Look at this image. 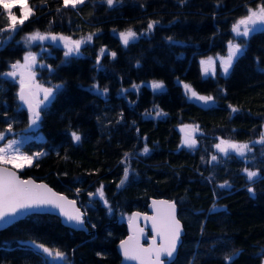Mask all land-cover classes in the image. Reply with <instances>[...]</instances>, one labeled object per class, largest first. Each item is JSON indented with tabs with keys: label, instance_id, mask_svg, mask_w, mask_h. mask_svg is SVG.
Here are the masks:
<instances>
[{
	"label": "trees",
	"instance_id": "trees-1",
	"mask_svg": "<svg viewBox=\"0 0 264 264\" xmlns=\"http://www.w3.org/2000/svg\"><path fill=\"white\" fill-rule=\"evenodd\" d=\"M29 4L34 14L0 48V73L29 50L38 51V45L24 46L29 33L73 39L95 33L79 56L65 58L52 46L51 54L41 57L46 66L39 69L38 81L63 87L41 111L44 139L22 146L28 154H47L20 172L76 200L89 233L64 226L55 215L30 214L0 230V264H67L50 262L31 242L63 252L69 264H120L117 246L128 229L119 217L128 220L134 211L145 212L150 198L161 197L176 203L185 229L173 264H226L225 257L235 252L240 255L234 264H264V179L249 182L243 172L249 168L264 176V145L254 143L264 130V73L257 70L264 68V32L248 38L227 76L204 77L200 65L201 58L227 52V42L238 39L232 24L247 8L264 6V0H187L184 5L122 0L112 7L106 0H85L76 9L63 7V0ZM149 21L159 24L146 34ZM7 24L0 7V29ZM129 28L145 34L125 47L115 33ZM8 35L0 33V38ZM104 47L116 57L107 52L97 64ZM155 80L165 90L133 88ZM180 81L212 96L215 104L188 99ZM93 85L108 91L98 94ZM19 89L0 77V132L7 133L9 120L14 135L29 128ZM187 124L198 127L195 148L182 145L180 127ZM72 131L81 135L80 142L71 139ZM221 139L251 144L252 151L245 157L218 155L215 145ZM126 167L128 179L118 188ZM225 181L230 188L219 187ZM101 185L111 213L99 197L88 195Z\"/></svg>",
	"mask_w": 264,
	"mask_h": 264
},
{
	"label": "snow or ice",
	"instance_id": "snow-or-ice-1",
	"mask_svg": "<svg viewBox=\"0 0 264 264\" xmlns=\"http://www.w3.org/2000/svg\"><path fill=\"white\" fill-rule=\"evenodd\" d=\"M122 0H106L109 7H112L116 3H121ZM181 5L187 3V0H178ZM85 3V0H63V7H71L76 9L78 5ZM18 6L20 10V17L13 13V7ZM0 7L3 8L4 12L7 14V27L0 29V33L8 32L9 35L6 38H0V48L4 47L8 42L14 39V35L20 31V27L23 26L25 21L33 15V9L29 6L28 0H0ZM59 11V9H58ZM159 24V21H149L145 33H151L155 27ZM264 32V6H258L257 9L247 8V14L239 19H237L231 26V33L234 38H241V43H236L234 40H229L227 42V55L218 56L216 58L208 57L205 60H201L200 64L202 66V71L205 75L212 71L215 75L216 62L219 60L220 67L225 76L230 73L233 64L236 60L243 55L246 47L248 38L256 33ZM141 33L140 35H144ZM95 33L89 34L86 37L80 39H72L70 36L57 35L52 33H41L40 31H35L27 34L23 37L24 43L26 45H31L36 42L43 44L45 41H50L53 44L57 42L63 45L65 58L72 56L81 55V46L84 44H90L93 40ZM120 41L125 47L129 45L130 42L137 40L138 34L131 28L119 33ZM169 43H178L174 41L172 37L166 38ZM105 48L100 49V53L97 57V64L100 62V57L105 55ZM111 57L115 59L116 53L111 52ZM37 64V54L29 51L24 56V63L21 64L19 61L12 63L10 65L11 71L0 73V77L5 80L12 78L15 80L17 75H19V85L20 89L18 92V99L27 105L29 113V128L36 126L41 118V111L47 107L46 102H50L54 98L56 92L63 87V85H55L53 87H44L35 80V73L32 69ZM139 66V62H137ZM43 67V65H42ZM261 73H264V68H257ZM151 88L153 91L161 90L164 88L162 82L153 81L151 83ZM93 89L101 95L107 93V89L102 91L99 89L98 85H93ZM133 88L138 89V85H133ZM184 89L186 94H190V98L202 101L204 104L212 102L214 98L212 96L199 95L191 85L184 84ZM43 93V98L40 99V94ZM43 106V107H42ZM5 111H7V106L5 104ZM233 112L237 109L233 108ZM157 116L162 115L161 112L156 113ZM7 133L12 132V122L6 121ZM188 128L189 126H185ZM197 128H192L185 134V139L183 141L184 145L189 148H194L196 146V140L194 138V133ZM183 131V129H182ZM6 132H0V141L5 140ZM71 139L74 142H80L81 135L76 132H71ZM254 143H259L264 145V133L261 134L259 141ZM21 141L16 139H9L7 142L0 146V227H7L11 225L20 216L27 215L29 211L40 210L45 207H52L59 209V214L65 218V223L71 226H77L83 228L85 224L84 215L79 208L76 207L75 201H69L66 197L60 196L54 193L46 184H36L33 180H23L17 175L16 171L10 170L7 165H12V168L23 169L24 167H31L33 163L34 156L27 155L20 150ZM216 150L222 153L224 156H228L230 152H235L239 157H245L247 152H251L252 148L249 144H237L226 140H220L219 143L215 145ZM149 148L147 146L143 149V154H147ZM42 155L41 153L35 154L36 157ZM128 153H125L127 158ZM217 156L213 155L211 161H216ZM246 178L249 182H255L259 179H264V176L260 172L249 170V168L243 169ZM129 170L126 167L124 169V178L120 181L117 187L124 185L128 179ZM220 188H230L231 185L228 181L219 185ZM104 186L101 185L96 193H89V197H99L103 201L105 207L108 208L109 213L112 212L111 206L108 204L105 198ZM79 191V190H78ZM249 193L254 194V189L252 187L248 188ZM158 206H164L165 212L161 213ZM153 207L157 210V215L148 217L145 216V220L152 221V230L155 233L151 244L149 247L145 248L140 244V235L143 233L142 229H136L134 226L140 216L139 213H134L129 217V226L133 228L134 234L129 236L128 240L121 241L120 249L122 251L125 260L138 261L139 264H165V259L168 264H173L174 254L177 250V245L180 242L181 235V224L180 221L176 219L175 204L169 203L167 201H153ZM213 211H215V206H213ZM95 227V225H93ZM86 230V229H85ZM137 232L139 234H137ZM157 237H159L160 243L157 244ZM42 252L47 254L48 257H53L59 260L64 259V253L45 247L43 244L35 245ZM240 255L239 252L233 253L231 256L225 257L226 264H234L235 259ZM162 257L164 259H162Z\"/></svg>",
	"mask_w": 264,
	"mask_h": 264
},
{
	"label": "rangeland",
	"instance_id": "rangeland-1",
	"mask_svg": "<svg viewBox=\"0 0 264 264\" xmlns=\"http://www.w3.org/2000/svg\"><path fill=\"white\" fill-rule=\"evenodd\" d=\"M28 4H29V0H28ZM29 6H30V4H29ZM31 7V6H30ZM16 8H18L19 9V7L18 6H15V7H13V9H12V11H13V13L17 16V18H19L20 17V10H19V13H17V11H15V9ZM32 16V15H31ZM30 16V17H31ZM29 17V18H30ZM119 33L120 32H117V33H115L118 37H119ZM146 34H148V33H146ZM65 36V35H64ZM138 37L140 38V35H138ZM73 39V38H72ZM120 39V38H119ZM241 39V38H240ZM239 41V38L235 41L236 43H239L238 42ZM23 44H24V46L26 47V48H31V47H34L35 45H38V51H32V50H29V51H31V52H33V53H36L37 54V64H36V66L32 69V71L35 73V80H36V83H38V84H40V85H42V86H44V87H53V86H46V85H43V84H41L38 80V76H39V69L41 70V69H43L46 65V62L45 61H43L42 60V56H44L45 55V53H46V55H50L51 54V47L52 46H56V47H59V48H61L62 50H63V52L65 51V49L63 48V45L61 44V43H59V42H57L56 44H53L52 42H50V41H45V42H43V44H41L40 42H36V43H33V44H31V45H26L25 43H24V41H23ZM123 44V43H122ZM83 46V45H82ZM81 46V47H82ZM105 48V50H106V52H105V54L108 52V53H111L112 51H109L106 47H104ZM28 51V52H29ZM28 52H26V53H28ZM26 53H25V55H26ZM24 55V56H25ZM227 55V52L225 53V54H222V55H211V56H208V57H213V58H216V57H218V56H226ZM104 56V55H103ZM208 57H204V58H201L200 59V61L201 60H205V59H207ZM102 57H100V59H101ZM19 62L21 63V64H23L24 63V57L21 59V60H19ZM42 65H43V67H42ZM201 65V64H200ZM8 71H11V69H9ZM7 71V72H8ZM201 71H202V66H201ZM217 72H220V73H222L223 74V72H222V69H221V67H220V63H219V60H217V62H216V67H215V75L217 74ZM202 75L204 76V77H209V76H215V75H213L212 74V71L210 70L209 71V73L207 74V75H205L204 73H203V71H202ZM9 79H11V80H13L12 78H9ZM14 82H16L18 85H19V75H17V77L15 78V80H13ZM155 81H157V80H155ZM153 81H149V82H145V83H143V84H141V85H138L139 87H143V86H146V87H148V88H150V89H152L151 88V83H152ZM181 85H182V87H183V91H184V93L186 94V92H185V89H184V84H188L187 82H184V81H180L179 82ZM164 85V84H163ZM189 85V84H188ZM20 86V85H19ZM134 89H136V88H134ZM137 90V89H136ZM138 90H139V88H138ZM153 90V89H152ZM163 90H165V85H164V88L163 89H161V90H157L158 92L159 91H163ZM186 96H187V98L188 99H190V100H195L194 98H190V94H186ZM39 98L40 99H42L43 98V93H41L40 94V96H39ZM47 104L49 103V102H46ZM212 104H215V102L214 101H212V102H209L208 103V105H212ZM43 107V106H42ZM41 119V118H40ZM39 126H40V121L38 122V124L36 125V126H33L32 128H28V129H26L24 132H20V133H17L16 135H14L15 133H6V138H5V140H4V142H3V144L2 145H0V146H3L6 142H7V140H9V139H16V140H18V141H21V144H20V150H21V152H23V153H25L23 150H22V146L26 143V142H28V141H30V140H32V139H37V140H43L44 139V136H43V134L41 133V132H39ZM185 126H189L188 128H186ZM192 128H198L197 126H193V125H184V126H181L180 127V131H181V133H182V145L184 146V147H187V146H185L184 145V143H183V141H184V139H185V134H186V132L187 131H189L190 129H192ZM182 129H183V131H182ZM263 133H264V130H263ZM198 135V130L197 131H195V133H194V138H195V140H196V136ZM221 140H223V139H221ZM226 141H228V140H226ZM219 142H220V140H219ZM218 142V143H219ZM230 142H233V143H237V144H244V143H240V142H234V141H230ZM196 144H197V140H196ZM250 146H251V144H249ZM197 146V145H196ZM195 146V147H196ZM194 147V148H195ZM215 150H216V148H215ZM216 152H217V154L218 155H221V156H224L222 153H219L217 150H216ZM37 153H41L42 155H40V156H38V157H36L35 156V154H37ZM230 153H234V154H236L235 152H230ZM229 153V154H230ZM27 155H32V156H34V159H33V163H32V165H34V163L36 162V161H38L39 159H41V158H43L47 153L46 152H35V153H32V154H28V153H26ZM247 154V153H246ZM237 155V154H236ZM8 167H11L12 168V165H7ZM26 167H24L23 169H15V168H13V169H15L16 171H19V172H21V171H23L24 169H25ZM31 243H33L34 244V248H36L37 250H41V252H42V249H39L38 247H36L35 245H40L39 243H35V242H31ZM50 249H52V248H50ZM53 251H55V249H52ZM43 253V252H42ZM44 255L46 256V258L50 261V262H56V263H67V264H69V261H68V259H67V256L66 255H64V259L61 261V260H59V259H56V258H53V257H48L47 256V254H45L44 253Z\"/></svg>",
	"mask_w": 264,
	"mask_h": 264
},
{
	"label": "water",
	"instance_id": "water-1",
	"mask_svg": "<svg viewBox=\"0 0 264 264\" xmlns=\"http://www.w3.org/2000/svg\"><path fill=\"white\" fill-rule=\"evenodd\" d=\"M18 92H19V91H18ZM18 101H19V103L21 104L22 108H24L26 111H28V109H27V105H25V104H24L22 101H20L19 99H18ZM6 167H8V166H6ZM8 168H9L10 170H12V171H16L15 169H13V168H11V167H8ZM16 173H17V175L20 177V179H23V180L31 179V180H33L36 184H46V185H47V186H48V187H49L54 193H57V194L60 195V196H64V197H66L69 201H75V203H76V207L79 208L80 211H81L82 213H84V212L82 211V209L79 207L78 202H77L76 200H74V199L68 197L67 195H65V194H63V193L57 191V190L54 189L52 186H50L48 183H46V182H44V181H38V180H36V179H34V178H32V177L24 178L23 176H21V174H20L19 171H16ZM153 201H167V202H169V203H173V204H175V206H176V207H175L176 219L180 221L182 231H181V235H180V242L178 243L176 253L174 254V259H175L176 255H177V252H178V249H179V246H180V244H181V242H182V237H183V235L185 234V230H184V227H183V224H182L181 220H180L179 217H178V208H177V205H176V203H175L174 201H170L169 199L162 198V197H161V198H150V199H149V204H148V209H147V211H145V212L134 211V212L131 213V216H132L134 213H139V214H140V216H139V218H138V220H137V222H136V224H135V226H134L136 229H142V230H143V233H142V234H139V233L137 232V234L140 235V244H141L143 247H145V248L149 247V245L151 244V241H152V239H153V237H154V235H155V233H154L153 230H152V221H151V220H145V219H144L145 216L152 217V216H156V215H157V210L153 207ZM158 207L160 208V212H161V213H163V212L166 211V209L164 208V206H158ZM30 214H51V215H55V216H57V217L60 219L61 223H62L64 226L69 227V228H71V229H73V230H75V231H85L86 233H89V229H88V226H87V224H86V220H85V215H84L85 224H84L83 228H80V227H77V226H71V225H69L68 223H65V218L59 214V209L52 208V207H50V206H49V207L42 208V209H40V210H36V211H31V210H30L29 213H28L27 215L20 216V217H19L18 219H16L15 221L20 220V219H22V218H24V217H26V216H28V215H30ZM131 216H130V217H131ZM118 220H119V221H125V222H126V224H127V229H128V235H127L122 241L128 240L129 236H132V235L134 234L133 228H131V227L129 226V219L126 220L124 217H119ZM15 221H14V222H15ZM4 228H5V227H0V230H2V229H4ZM85 229H86V230H85ZM156 239H157V244H159V243H160L159 237H157ZM120 243H121V241L119 242V244H118V246H117V251H118V253H119L120 257H121V263H120V264H139L138 261H132V260H125V259H124L123 254H122V251H121V249H120ZM162 259H164V258L162 257ZM165 264H168V261H167L166 259H165Z\"/></svg>",
	"mask_w": 264,
	"mask_h": 264
},
{
	"label": "bare ground",
	"instance_id": "bare-ground-1",
	"mask_svg": "<svg viewBox=\"0 0 264 264\" xmlns=\"http://www.w3.org/2000/svg\"><path fill=\"white\" fill-rule=\"evenodd\" d=\"M198 102H202V101H199V100H197ZM24 178H26V177H24ZM27 178H29V177H27ZM182 222V221H181ZM183 224V223H182ZM184 227V226H183ZM185 230V229H184ZM181 245V244H180ZM180 247V246H179ZM179 250V249H178ZM177 254H178V252H177ZM177 256V255H176ZM176 258V257H175ZM175 260V259H174Z\"/></svg>",
	"mask_w": 264,
	"mask_h": 264
}]
</instances>
